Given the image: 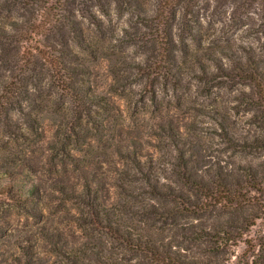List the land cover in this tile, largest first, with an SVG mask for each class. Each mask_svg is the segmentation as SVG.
<instances>
[{
  "label": "rangeland",
  "instance_id": "1",
  "mask_svg": "<svg viewBox=\"0 0 264 264\" xmlns=\"http://www.w3.org/2000/svg\"><path fill=\"white\" fill-rule=\"evenodd\" d=\"M51 1L0 0V264H55L45 238L56 231L77 246L86 182L107 208L147 203L140 181L126 184L136 199L115 194L121 145L156 159L151 179L174 185L177 145L195 146L202 176L210 155L245 161L213 134L216 114L237 134L254 131L241 102L251 90L222 75L246 64L264 75V0H64L76 32L51 29ZM63 63L84 104L62 91ZM201 221L195 238L209 241ZM255 223L224 264L264 259V220Z\"/></svg>",
  "mask_w": 264,
  "mask_h": 264
},
{
  "label": "trees",
  "instance_id": "2",
  "mask_svg": "<svg viewBox=\"0 0 264 264\" xmlns=\"http://www.w3.org/2000/svg\"><path fill=\"white\" fill-rule=\"evenodd\" d=\"M103 7L106 9V5ZM47 12L52 30L58 26L73 32L78 29L73 26L64 0H52ZM105 12L108 13L107 9ZM192 22L197 23V18ZM195 35H190V39ZM77 38L75 35L73 39L76 47L83 49L85 39L81 31ZM53 55L51 51V58ZM238 63L256 62L238 60ZM61 73L64 76L60 84L62 91L84 104L81 93L70 83L77 70L63 63ZM222 78L227 84L237 81L251 90L241 102L242 110L250 115L254 131L240 135L227 125V118L216 114L214 119L218 131L214 130L213 134L225 146L224 150L243 158V164L210 155L212 161L203 169L202 176L191 157H200L195 153V146L190 143L184 145L187 149H182L177 145L170 163L174 185H164L150 177L156 159L141 157L134 145H121L114 151V173L118 176L114 183L115 194L136 199L135 187L126 184L140 181L142 187H146L147 203L132 208L123 205L107 208L100 201L98 191L86 182L82 190L91 198V202H85L90 218L80 225L81 242L72 246L57 231L45 238L50 251L60 259L55 264H224L231 243L240 241L255 222L264 220V162L246 160L264 158V75L257 71V66L246 64L238 67L236 74L222 75ZM86 99L94 100L88 95ZM124 161L129 165L125 162L127 169L121 170L117 164ZM202 219L205 221L199 224L208 229L209 241L195 238L202 230L197 228L199 225L193 226V222H202ZM208 242L212 247L206 250ZM247 247H252L251 242ZM263 261L262 258L251 259L250 264Z\"/></svg>",
  "mask_w": 264,
  "mask_h": 264
}]
</instances>
